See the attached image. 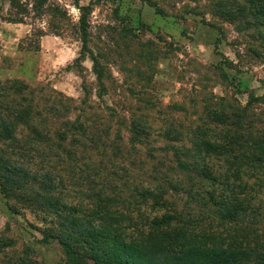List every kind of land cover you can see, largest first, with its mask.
<instances>
[{
    "label": "trees",
    "instance_id": "obj_1",
    "mask_svg": "<svg viewBox=\"0 0 264 264\" xmlns=\"http://www.w3.org/2000/svg\"><path fill=\"white\" fill-rule=\"evenodd\" d=\"M74 1L83 57L91 54L92 8ZM254 12L264 28V0H237L228 13L238 14L236 22ZM91 58L107 89L106 71ZM248 93L243 111L216 110L213 130L172 148L175 167L147 162L131 170L106 163V151L116 161L119 148H107L99 126L71 118L73 100L23 80L0 81V187L8 199L28 195L45 225L42 242L57 241L66 264H264V95ZM222 125L235 132H219ZM149 139L135 134L131 143ZM0 264L39 262H3L0 253Z\"/></svg>",
    "mask_w": 264,
    "mask_h": 264
},
{
    "label": "rangeland",
    "instance_id": "obj_2",
    "mask_svg": "<svg viewBox=\"0 0 264 264\" xmlns=\"http://www.w3.org/2000/svg\"><path fill=\"white\" fill-rule=\"evenodd\" d=\"M236 2L80 0L92 8L88 49L109 78L103 89L91 54L82 57L74 0H0V81L23 80L73 100L71 118L99 126L107 148H119L116 161L106 151V163L175 167L172 148L213 130L216 110L234 116L248 106V92L264 95V28L254 23L257 12L234 22L238 14L228 12ZM142 133L150 135L148 145H133ZM28 198L8 199L0 187L2 261L66 264L57 241L42 242L45 225ZM4 241L13 244L2 249Z\"/></svg>",
    "mask_w": 264,
    "mask_h": 264
}]
</instances>
